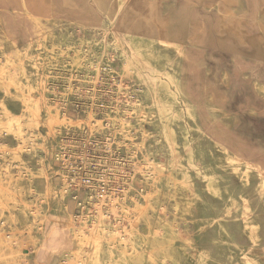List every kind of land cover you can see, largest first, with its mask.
<instances>
[{"label": "rangeland", "instance_id": "374dc122", "mask_svg": "<svg viewBox=\"0 0 264 264\" xmlns=\"http://www.w3.org/2000/svg\"><path fill=\"white\" fill-rule=\"evenodd\" d=\"M87 4L58 0L37 17L20 4L1 15L0 98L23 114V138L19 146L0 124V264H264L234 244L225 225L241 212L257 243L249 200L229 195L228 183L248 187L257 177L264 203V174L224 147L208 151L177 85L175 58L156 53L172 3ZM237 7L224 0L221 15L234 19ZM242 26L260 27L264 48V21L248 17ZM8 57L19 76L25 68L23 94L5 73ZM262 64L264 96V57ZM208 196L226 213L209 214L216 209ZM36 210L52 219L48 239ZM94 236L104 250L112 244L115 259L97 260ZM84 241L74 263L69 253Z\"/></svg>", "mask_w": 264, "mask_h": 264}, {"label": "crops", "instance_id": "0c3cea01", "mask_svg": "<svg viewBox=\"0 0 264 264\" xmlns=\"http://www.w3.org/2000/svg\"><path fill=\"white\" fill-rule=\"evenodd\" d=\"M89 1L73 0L84 9L90 8ZM164 2L172 6L163 17L164 44L157 50L175 58L183 96L192 107L197 125L204 130L208 151L216 145L224 147L264 174V96L259 88L263 83L264 48L260 29L246 32L237 17L223 18L220 8L224 0H162V6ZM6 8L21 9L18 0H0V20ZM17 23L22 30L20 17ZM0 33L4 35L1 22ZM254 178L248 187L228 183V193L233 197L243 194L249 200L257 243L253 244L241 212L225 225L234 244L245 251H257L264 263V203L255 189L258 179ZM206 201L208 207L216 209L209 214L226 213L219 198L208 196Z\"/></svg>", "mask_w": 264, "mask_h": 264}, {"label": "bare ground", "instance_id": "6f19581e", "mask_svg": "<svg viewBox=\"0 0 264 264\" xmlns=\"http://www.w3.org/2000/svg\"><path fill=\"white\" fill-rule=\"evenodd\" d=\"M236 1L238 3V7L236 8V10L240 11L237 15V23L241 28L243 27L242 22H244V20H246L248 17L249 18H258L259 20L264 21V4H263V7L259 6V8H258L256 6V4L253 2L255 0H236ZM260 1H262V0H260ZM19 2H20L21 6L24 10L23 11L24 15H27L30 17H37V14L44 13L48 8H51V10H52V6L55 8L57 6L58 0H19ZM263 3H264V0H263ZM36 10H38V11H36ZM18 15L20 16V14H18ZM52 17H53V20H52L53 23H55L57 25L58 23H57L56 19L54 18V14ZM40 24L45 25V22H42ZM257 29L259 30L260 27H258ZM30 46H31V44L27 45L26 47L28 48ZM156 53L158 54V56L161 55L159 50H156ZM104 57H105V55H101V57H100L101 62L104 61V59H103ZM14 63H15V60H13L11 57H8L7 63H6L7 65L5 68V73L10 78L13 85H15V87L17 88L18 93L23 94L22 93L23 85L21 83L22 82L21 76L24 75L25 68L21 67V76H19L18 72L16 70L10 68L8 65V64H14ZM0 71H1V68H0ZM177 78H178V76H177ZM177 85L180 86V91L182 92V95H183L182 87H181L178 79H177ZM0 104L3 107V113H4V117H2L0 124L3 125L7 129L5 131L6 132L5 136H9V134L13 135L14 139L19 141V143H18L19 146H21L22 143L20 141V137L23 133V129L21 128L22 121H23V114L22 113L20 114V113L13 111L11 109L10 105H8V102L3 98H0ZM21 138H23V137H21ZM17 154H19V153H17ZM33 215H34V217H37L41 221L42 225L40 224V228L43 229V237H44V239H48L49 233H47L45 231L44 224H45V222H47L49 220L52 221V219L48 218L47 215L45 213H43V211H41V210L34 211ZM55 222H56V225L52 227V231H54V234L58 235V234H60V231L62 230L61 222H59L58 219ZM42 229H41V231H42ZM80 235H82V234L80 233ZM92 239H93V244L95 247V252L97 253L96 254L97 260L101 259L102 254H105L108 256V260L105 262H108L110 260L115 259V254H114L115 251H114L113 246L110 242L108 244L109 248L104 250V247H103L104 242L98 236H94V237H92ZM86 243L87 242H85L84 244L83 243L82 244H76L75 246H77V250L73 253H69V255L72 258H74V260H75L74 263L78 262V260L83 256V254L86 253V248H85ZM89 256H91V254ZM79 264H81V263H79Z\"/></svg>", "mask_w": 264, "mask_h": 264}]
</instances>
